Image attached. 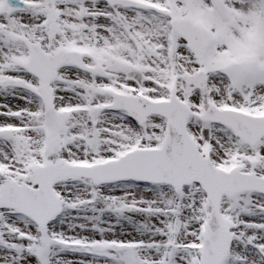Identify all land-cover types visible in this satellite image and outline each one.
I'll return each instance as SVG.
<instances>
[{"label": "snow or ice", "instance_id": "1", "mask_svg": "<svg viewBox=\"0 0 264 264\" xmlns=\"http://www.w3.org/2000/svg\"><path fill=\"white\" fill-rule=\"evenodd\" d=\"M0 264H264V0H0Z\"/></svg>", "mask_w": 264, "mask_h": 264}]
</instances>
